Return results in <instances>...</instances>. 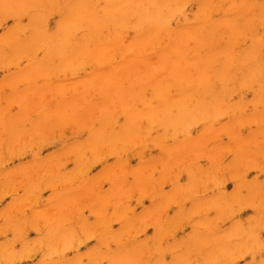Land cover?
Here are the masks:
<instances>
[{
    "label": "rangeland",
    "instance_id": "1",
    "mask_svg": "<svg viewBox=\"0 0 264 264\" xmlns=\"http://www.w3.org/2000/svg\"><path fill=\"white\" fill-rule=\"evenodd\" d=\"M75 1L52 0L42 12L50 33ZM174 2L164 14L170 25L147 45L133 18L122 39L108 35V43H122L102 64L70 70L58 57L46 64L48 49L0 57V248L10 254L1 264L264 261V0ZM104 5L96 0L98 12ZM28 26L24 10L0 12V39L28 38ZM130 46L146 53L136 56L141 71L176 53L183 63L208 61L205 74L190 71L206 82L199 89L206 110H192L172 130L143 120L136 141L105 142L92 152L83 145L93 134L119 132L125 123L122 107L108 102L113 88L139 89L131 74L140 70L113 75L110 91L94 80L106 66L123 68ZM149 89L143 98L155 106ZM57 233L62 239L51 241ZM215 246L210 261L206 252Z\"/></svg>",
    "mask_w": 264,
    "mask_h": 264
},
{
    "label": "bare ground",
    "instance_id": "2",
    "mask_svg": "<svg viewBox=\"0 0 264 264\" xmlns=\"http://www.w3.org/2000/svg\"><path fill=\"white\" fill-rule=\"evenodd\" d=\"M104 1L105 5L101 8L100 12H98L96 10V0H76L68 8L66 15L67 18L63 24L56 25L55 31L50 33L48 31L49 29L47 24L44 23L45 18H43L44 16L41 14L42 12H45L46 8L52 4V0H0V12L8 11L12 14L16 13L17 16L18 12L24 10L29 19L28 27L31 28L30 37L23 40H17L16 38L13 39L10 37H3L0 39V57H3L7 54L9 56H13L15 54L27 55L30 54V51H35L36 49H48V51H46V64L49 62L51 57H58L60 65L62 67H70V70H72L78 64L84 65V63L88 61H94L98 64H102V57L107 56V54L112 55V48L118 47V45L120 46V43H122L120 39L108 43V35L109 37L115 35L114 38L119 37L122 39V36L120 37V33L125 31V28L130 22L129 20H132L133 18L134 22L136 23L135 26L138 29H141V35L139 36V39L142 37L143 40L140 43L144 44L145 46L151 41V39H158L157 36H159V31L164 28L165 22L169 18H167V16L164 14H166V12L167 15L168 12L172 13V4L174 2V0ZM143 2H145V4ZM177 3L178 2L176 0V3L174 2V4ZM15 4L16 6H14ZM243 9L245 8L243 7ZM168 20L167 22L169 24ZM151 25L153 26L151 27ZM18 28H21V26L17 25V29ZM150 28L152 31L148 34L145 30ZM76 31H78L77 35L75 34L76 37H74V32ZM161 33L162 32H160V34ZM166 33L169 32L167 31ZM123 48L125 49L124 46ZM6 49H10V52H6ZM128 51H130V53L124 56L123 68L116 70L114 67L106 66L104 74H101L97 76L96 79H94L100 90L101 87H106L108 91L113 88L114 82L111 81L113 75L118 77L122 75L129 76L133 70H140L141 67H139V62H137L136 56L139 55L138 58L140 56L143 57L146 56V53L143 52L145 53V55H143L141 52V55H135V52L137 51L135 46H130L125 50V52ZM158 53L160 54V52ZM155 54L154 56L156 58L157 56ZM152 55L150 56L152 57ZM170 57L171 56L168 57V61L165 60L167 62L158 57L159 61L164 63L161 62V66L155 65V67H151L150 65H152L156 59H153L154 61L149 59L153 62L144 68V70L148 71L146 73H144V70L132 72L131 75L134 74L132 76L134 77V80L130 75L132 78L131 81H136V85L139 86V89L135 90V84H130L123 90H116L113 88V92L110 94L108 102L115 104L117 103L120 108L122 107V111L125 115V123L122 125L119 132L93 134L90 141L87 144H84L83 147L89 148L92 152H95V147L105 142H108L111 145L131 144V142L139 139L138 137L141 134V132H139V126H142V123L144 122L143 120H145L147 124L156 122L155 126L157 125L164 130H172L173 127H176L178 124H182L186 118L192 117L191 114L193 111L201 113L202 111L206 110L207 104L202 97L201 90H199L200 87L206 85V82L201 80L199 76V78L195 79L196 75L191 76L192 74H190V71L193 67V70L195 71L194 73L197 72L196 74L202 75L204 72L205 74V71L208 68V61H202L203 63H200L201 60L199 58H195L192 62L186 63L184 60L185 63H183L181 62V57L178 56V53H176V56H172V58ZM250 58L251 57H245L244 61ZM144 59L149 61L145 57ZM160 62L157 60L156 64H159ZM226 64H228V61ZM228 66L230 67V65ZM44 67L46 66L37 69L42 70ZM156 68L158 69L156 70ZM226 69L228 68H225L224 71H226ZM198 81L201 82L196 84ZM196 85L198 86L196 87ZM172 86L176 92L173 93V90V92L169 94L168 90L172 88ZM148 88L151 90L150 97L155 98L157 101L155 106H150L143 98V91L144 89ZM196 93L200 100L196 102L192 108H189L188 103L193 101L192 99L196 96ZM133 104H141L143 105V108L136 110V107L133 106ZM172 111H175V113L172 114ZM99 113L104 115L110 112L108 110L105 111L104 109H100ZM141 128H143V126ZM194 187L197 188V186ZM61 239V234L57 233L53 234L51 241L57 242ZM230 239L232 240V238ZM196 241H198L196 243H198L200 250L205 247L200 245L203 244L202 241ZM49 245L51 246L50 242ZM217 249L218 247L216 246L214 248L211 247L210 251L206 252L209 253V260H212L210 255L213 257V255L216 254L215 250ZM224 251L226 252V250ZM226 253H228V251ZM230 255L231 252L228 257H231ZM9 258L10 254L4 253L0 248V264L2 262L6 263Z\"/></svg>",
    "mask_w": 264,
    "mask_h": 264
},
{
    "label": "snow or ice",
    "instance_id": "3",
    "mask_svg": "<svg viewBox=\"0 0 264 264\" xmlns=\"http://www.w3.org/2000/svg\"><path fill=\"white\" fill-rule=\"evenodd\" d=\"M173 264H175V262H173ZM261 264H264V261H262Z\"/></svg>",
    "mask_w": 264,
    "mask_h": 264
}]
</instances>
